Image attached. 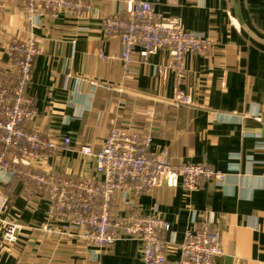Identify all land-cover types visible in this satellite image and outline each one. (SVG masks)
<instances>
[{"label":"crops","instance_id":"crops-1","mask_svg":"<svg viewBox=\"0 0 264 264\" xmlns=\"http://www.w3.org/2000/svg\"><path fill=\"white\" fill-rule=\"evenodd\" d=\"M149 1L160 26L182 27L213 42L205 55L185 54L182 80L167 66L171 53L164 47L147 53L137 48L130 74L124 75L121 39L105 36L102 21L125 14L126 2L87 0L80 18L60 13L34 25L20 0H0V85L6 76L11 80L9 46L33 33L39 53L27 92L37 117L26 126L50 140L71 138L67 150H42L33 162L14 153L21 174L3 188L8 196L3 216L22 229L12 246L0 242V264H142L131 239H117L97 255V248L76 239L43 233L48 198L25 176L35 167L101 179L95 158L79 149L88 143L97 152L111 126L149 133L150 151L166 152L170 163L206 162L233 173L222 184L200 180L192 194L179 178L135 197L131 205L118 194L117 216L159 211L180 241L186 226L193 229L196 219L211 212L223 249L215 264H264V44L254 38L264 41V0ZM178 92L189 94L192 104L174 106L170 101ZM176 256V248L167 250L168 263Z\"/></svg>","mask_w":264,"mask_h":264},{"label":"built area","instance_id":"built-area-1","mask_svg":"<svg viewBox=\"0 0 264 264\" xmlns=\"http://www.w3.org/2000/svg\"><path fill=\"white\" fill-rule=\"evenodd\" d=\"M121 2L129 4L126 13L108 15L102 26L105 36L121 39L119 59L125 76L130 74L129 63L137 48L144 53L160 47L168 49L171 58L167 66L182 80L185 54L205 55L213 47L210 38L196 32L157 24L149 0ZM20 7L25 19L38 25L43 18L60 13L80 18L89 4L87 0H20ZM38 53L33 33L25 40L14 41L9 46L13 65L11 80L0 85V242L7 247L17 242L22 229L19 222L3 216L8 206V196L3 188L15 174H21L13 162L14 153L20 152L24 159L33 162L42 150H67L71 142L69 136H63L59 141L50 140L26 126L37 117L27 88L33 60ZM170 102L176 107L192 104L189 94L183 92H178ZM151 139L149 133L111 126L97 152L92 151L90 144H82L79 152L95 158L101 179L65 177L55 168L42 173L35 167L26 170L28 182L36 190H45L48 198L47 220L40 226L43 233L60 240L76 239L86 247L97 248V255L117 239H131L138 245L142 264H215L223 249L211 212L196 219L193 229L186 226L180 241L159 211L150 214L132 212L120 217L114 213L113 202L118 194L131 205L135 197L166 180L179 178L184 190L192 194L202 179L222 184L233 174L215 169L206 162L170 163L166 152L150 151ZM261 179L264 184V172ZM173 248H176L177 256L168 263L167 250Z\"/></svg>","mask_w":264,"mask_h":264},{"label":"trees","instance_id":"trees-1","mask_svg":"<svg viewBox=\"0 0 264 264\" xmlns=\"http://www.w3.org/2000/svg\"><path fill=\"white\" fill-rule=\"evenodd\" d=\"M8 81H9V79H8V78H7V76H6L5 80H3V83H4V85H5V84H7V83H8ZM17 154H19V155H20V152H18Z\"/></svg>","mask_w":264,"mask_h":264},{"label":"water","instance_id":"water-1","mask_svg":"<svg viewBox=\"0 0 264 264\" xmlns=\"http://www.w3.org/2000/svg\"><path fill=\"white\" fill-rule=\"evenodd\" d=\"M256 40H258L259 42L263 43L264 44V41L261 40V39H258L257 37H254Z\"/></svg>","mask_w":264,"mask_h":264},{"label":"rangeland","instance_id":"rangeland-1","mask_svg":"<svg viewBox=\"0 0 264 264\" xmlns=\"http://www.w3.org/2000/svg\"><path fill=\"white\" fill-rule=\"evenodd\" d=\"M45 222H46V220H45ZM42 224H43V223H42ZM42 224H41V225H42Z\"/></svg>","mask_w":264,"mask_h":264}]
</instances>
